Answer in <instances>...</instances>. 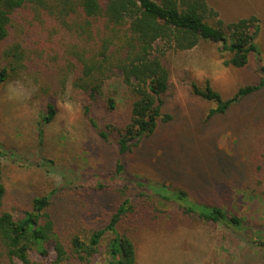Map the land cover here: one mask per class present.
Masks as SVG:
<instances>
[{
  "label": "rangeland",
  "instance_id": "374dc122",
  "mask_svg": "<svg viewBox=\"0 0 264 264\" xmlns=\"http://www.w3.org/2000/svg\"><path fill=\"white\" fill-rule=\"evenodd\" d=\"M207 3L224 23L250 15L259 19L255 41L264 62V0ZM20 36L28 67L0 87L2 210L20 214L34 197L49 196L47 212L65 237L70 231L85 234L103 227L123 197L132 196L134 211L118 229L132 239L136 264H264L263 239V244L252 242L256 234L264 238V89L208 119L216 103L192 90V84L203 88L208 82L223 99L230 97L260 77L254 55L236 68L222 63L219 44L209 40L169 52L162 112L171 118L158 121L152 134L118 155L99 131L128 122L132 98L127 91L105 84L104 93L115 92L114 109L108 112L100 102L86 116L84 96L72 87L65 61L70 47L81 45L76 34L48 21ZM10 41L0 43V52ZM48 102L56 115L40 126ZM118 162L123 169L114 176ZM135 177L183 188L196 202L226 208L243 220L242 228L217 225L211 231L197 225L171 202L140 196V187L129 181ZM46 248V255L32 252L30 258L52 264V243ZM96 260L100 262V254Z\"/></svg>",
  "mask_w": 264,
  "mask_h": 264
},
{
  "label": "trees",
  "instance_id": "16d2710c",
  "mask_svg": "<svg viewBox=\"0 0 264 264\" xmlns=\"http://www.w3.org/2000/svg\"><path fill=\"white\" fill-rule=\"evenodd\" d=\"M217 15L207 0H0V43L11 38L0 52V87L20 78L28 67L29 56L21 33L48 21L72 31L81 45H72L65 61L71 71L72 87L84 96V114L88 116L100 102L108 112L114 109L115 92L104 93L105 84L116 86L114 90L122 88L132 98L128 122L109 132L99 131L114 143L118 155H124L142 137L152 134L158 121L171 118L162 112L169 79L165 56L169 52L190 50L201 40H209L219 44L226 66L241 68L250 55L255 56L258 80L240 86L226 99L208 82L203 88L192 84L194 94L216 103L206 119L224 114L234 104L264 89V62L255 41L259 19L250 15L224 23ZM55 115V106L48 102L40 116V126L51 122ZM1 149L0 140V264H42L33 261L30 253L46 255L48 242L55 252L52 264H136L132 239L118 229L134 211L132 196L123 197L103 227L91 228L85 234L70 231L62 237L47 212L49 196L34 197L20 214L1 209L6 192ZM122 169V163H116L114 176ZM129 181L140 187V196L171 202L180 215L211 231L217 225L242 228L243 220L236 214L216 204L196 202L183 188L151 184L138 177ZM262 239L256 234L252 242L263 244Z\"/></svg>",
  "mask_w": 264,
  "mask_h": 264
}]
</instances>
